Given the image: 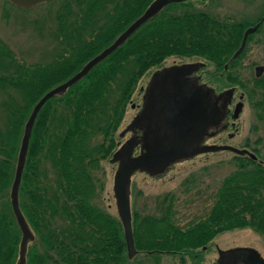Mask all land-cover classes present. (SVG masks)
<instances>
[{"label":"trees","instance_id":"obj_1","mask_svg":"<svg viewBox=\"0 0 264 264\" xmlns=\"http://www.w3.org/2000/svg\"><path fill=\"white\" fill-rule=\"evenodd\" d=\"M59 1L57 32L66 47L52 62L24 64L0 40V89L18 94L8 93L3 100L0 126V264H15L19 256L21 231L9 192L33 105L108 45L149 2L76 0L80 10L75 14L71 1ZM180 5L185 7L177 9ZM255 23L257 32L264 17ZM247 24L197 9L185 0L172 1L65 91L43 103L31 129L18 186V204L34 235L27 242L24 264L131 261L119 216L97 202L103 182L95 170L117 148L116 130L140 77L170 55L200 57V80L216 92L233 88L234 94L238 85L243 87L262 128L252 142L238 147L241 152L233 151L235 167L221 178L202 214L187 221L176 219L173 192L161 197L156 214L131 209L138 252L151 254L157 262L163 252L179 254L182 263L187 254L196 262L216 234L246 226L260 233L264 242V71L260 76L254 72L247 81L239 73L255 31L240 54L232 57Z\"/></svg>","mask_w":264,"mask_h":264},{"label":"rangeland","instance_id":"obj_2","mask_svg":"<svg viewBox=\"0 0 264 264\" xmlns=\"http://www.w3.org/2000/svg\"><path fill=\"white\" fill-rule=\"evenodd\" d=\"M72 2L71 8L77 14L80 10L76 0ZM197 9L208 11L221 18H234L247 21L246 26L255 23L264 13V0H185ZM62 6V2L44 1L30 8H20L10 0H0V40H2L12 51L14 56L27 65L46 64L52 62L61 49H65V41L58 35L56 13ZM185 6H178L183 9ZM75 14H69L74 17ZM202 59L197 56H176L170 55L165 58L162 65L172 62H200ZM257 64H264V25L253 33L248 42L244 56L241 59L239 73L240 78L247 81L254 74V67ZM155 66L147 70L139 79L130 102H128L123 118L116 130L117 143L125 140L130 135L126 127L132 122L138 104L141 105L142 91L151 78L153 70L160 68ZM210 67V65L208 66ZM203 75V71H202ZM204 77V76H203ZM205 78V77H204ZM205 80V79H203ZM240 85L236 87L231 103L233 113L236 103L242 100V107L237 116H230L227 121V128H221L214 136L207 138V142L215 144H227L236 147H243L246 140L253 141L261 132L262 125H258L249 98L243 93ZM174 92H177L175 90ZM169 93L171 100L173 93ZM219 93L220 91H214ZM8 93L18 96L17 91L0 89V126L4 121L3 100H6ZM242 95V97H241ZM134 105V106H133ZM185 109V108H184ZM167 111V110H166ZM197 109L192 110L189 121V130L192 133L195 128L194 117ZM168 111L158 116V121L164 122L168 119ZM185 115V112L182 111ZM183 118V117H182ZM181 116L164 123L167 126L165 143L171 145L175 138L179 137L178 128L182 122ZM171 121V122H170ZM255 125V126H254ZM187 126V127H188ZM181 129V127H180ZM124 131L123 134L121 132ZM197 136V135H196ZM118 145V144H117ZM233 150L227 148L215 150H202L191 155L182 156L172 160L162 172L149 174L144 170H136L131 174L129 185L130 207L138 213H158L159 201L167 192H173L174 208L178 220L187 221L205 212L211 205L213 195L223 176L235 167ZM107 157L100 161V167L95 174L103 182L102 190L99 193L97 202L108 212L118 215L116 198L113 190V176L117 168V162ZM161 206V205H160ZM211 243H217L220 247L245 244L256 247L264 255V242L260 233L251 227H240L222 231L214 236ZM209 242V244H210ZM206 246L200 252V259L192 261L185 254V261L182 263L179 254L160 253L158 262L151 254L139 251L130 258L127 264L139 262L140 264H215V246Z\"/></svg>","mask_w":264,"mask_h":264},{"label":"water","instance_id":"obj_3","mask_svg":"<svg viewBox=\"0 0 264 264\" xmlns=\"http://www.w3.org/2000/svg\"><path fill=\"white\" fill-rule=\"evenodd\" d=\"M10 1L18 7L27 9L40 2L48 0ZM168 1L171 0H152L144 11L133 19L108 45L89 58L80 69L67 79L44 92L33 105L24 123L14 176L9 192L11 208L21 231L19 256L15 264L25 263L27 242L34 236L18 204V186L24 166L31 129L39 109L50 96L65 91L68 86L81 78L95 63L106 57L114 48L125 41V39L140 24L155 15ZM257 26L258 23H255L244 29L240 44L233 52L232 57H236L240 54L245 47L248 35L255 31ZM201 64L202 62L173 64L162 69H157L152 74L146 90V104L142 108L141 114L139 113L141 119L146 122V131L149 132L146 134L147 144L142 142L141 154L133 156L132 150L136 141L134 137L131 136L113 152L110 158L111 161L117 162V168L113 176V190L117 203L118 216L122 223L127 256L129 258L134 257L138 252L134 240L129 199L131 174L135 170H144L149 174L154 175L162 172L172 160L178 159L182 156L191 155L198 151L221 148H227L236 152L242 151L236 146L227 144H212L206 145L203 149L200 148V141L202 140L204 133L203 129L209 122L216 125L224 116L222 108H225V105H222V107L218 105V98H230L233 94V88H228L219 93H215L209 85L199 80L200 75L187 76V74L190 75L193 71L197 70ZM224 67H227V63L224 64ZM263 71L264 64L255 65L254 72L256 76H260ZM183 74L186 76H183ZM175 90H177V92H174ZM172 92L174 93L170 100L168 99V95ZM241 107L242 100H239L232 113L233 117L237 116ZM195 109H197L194 117L196 128L190 133L189 126L191 124L189 125V121L185 122V120L187 117L190 118L192 110ZM166 110L169 112L168 119L166 118L164 122L158 121L160 113L164 111L167 112ZM182 111L185 112V115L182 114ZM179 116H181V118L183 117L182 122L179 124L181 126H179L177 130L178 133L176 134L179 137L175 138L171 145H168L165 143L166 134L164 131L167 126L164 125V123L169 119L175 122ZM139 121L140 118L135 117L130 123L129 128L133 129L134 125ZM124 131L125 130H123V133Z\"/></svg>","mask_w":264,"mask_h":264},{"label":"flooded vegetation","instance_id":"obj_4","mask_svg":"<svg viewBox=\"0 0 264 264\" xmlns=\"http://www.w3.org/2000/svg\"><path fill=\"white\" fill-rule=\"evenodd\" d=\"M48 1H51V0H48ZM151 1L152 0H149L147 5ZM172 1H180V0L168 1L159 11H161L164 7H166ZM147 5L145 6V8L147 7ZM144 9L142 10V12L144 11ZM263 17H264V13L257 21L262 20ZM253 24H255V23H253ZM250 25H252V24H250ZM182 63H184V62H182V61H180V62H172V63L167 64V65H162L158 69H162L164 67H167V66H170V65H173V64H182ZM156 70L157 69L153 70V72L151 73V76ZM198 75H199V70L198 69L193 71L190 75L187 74V76H198ZM183 76H186V75L183 74ZM199 80H200V78H199ZM147 87L148 86H145L143 91H142L141 105L140 104L137 105L138 106V110L136 111L137 114H135V116L133 117V119L135 117L140 118V121L136 125H134L133 129L129 128L130 124L126 127L130 131V135L128 137H126L125 140L127 138L133 136L135 141H136L134 146H133V150H132V155L133 156H138V155L141 154V144H142V142L147 144L146 134L149 133V132L146 131V128H145L146 122H145V120H142L141 117H140L141 110L144 107V105L146 104L145 99H146ZM232 102H233V95L230 98L229 97H225V99L218 98V100H217L218 105H220L221 107H222V105H225V108H222V110L224 112V116H223L222 120H219V122L216 125L215 124H211L209 122L208 125L203 129L204 133H203L202 140L200 141L201 142L200 143V145H201L200 148L203 149V147H206V145L215 144L214 142H207L206 139L209 138L210 136H214L216 134V132L218 130H220L221 128H224V129L227 128V126L229 125V124L227 125L228 118L230 116H232V113H231L232 112V110H231V103ZM133 119H132V121H133ZM121 134H123V131L121 132ZM124 141L119 142L116 149H118L122 145V143ZM143 151H144V148H143ZM212 245H214V243H210L209 246H212ZM214 246H215V250H216V256H215L213 261H215V264H264V255H262L260 253V251L254 246L245 245V244H238V245H231V246H227V247H220V246H218L217 243H215ZM203 247L206 249L205 245Z\"/></svg>","mask_w":264,"mask_h":264}]
</instances>
